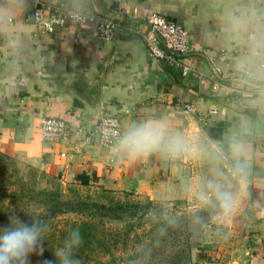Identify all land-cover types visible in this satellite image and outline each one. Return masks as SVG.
I'll return each instance as SVG.
<instances>
[{"label": "crops", "instance_id": "obj_1", "mask_svg": "<svg viewBox=\"0 0 264 264\" xmlns=\"http://www.w3.org/2000/svg\"><path fill=\"white\" fill-rule=\"evenodd\" d=\"M47 14L61 0H45ZM86 12H99L119 25L113 40H100L92 25L67 21L46 32L30 15L32 0L10 23L0 17V151L73 185L101 186L157 200L189 196L199 182L198 159L159 156L119 162L110 148L84 143L72 132L60 142L41 138L45 116L66 118L74 127L93 128L106 111L120 116L122 130L145 117H165L200 145L243 135L251 174L245 188L255 206L257 226L252 263L264 264V107H248L251 90L240 81L237 64L245 55V23L222 32L241 9L264 19V0H67ZM159 13L190 33L188 76L152 57L142 35L145 18ZM13 49L19 51L14 55ZM205 50V52H202ZM24 87L13 94L11 67ZM218 85L215 87L214 85ZM193 103V110L183 104ZM218 113L210 115V110ZM64 153L65 155H61Z\"/></svg>", "mask_w": 264, "mask_h": 264}, {"label": "rangeland", "instance_id": "obj_2", "mask_svg": "<svg viewBox=\"0 0 264 264\" xmlns=\"http://www.w3.org/2000/svg\"><path fill=\"white\" fill-rule=\"evenodd\" d=\"M12 157L0 162V178L6 185L0 187V199L14 201L15 176L8 175L19 171V175L35 177L40 188L60 191L70 201L69 207L78 208L58 218L57 229L45 234L43 253L31 254L29 264H56L53 250L66 236L60 230L74 222H86L92 228L75 250L80 264H253L255 234L260 232L247 192L238 210L226 218L215 209L193 208L190 196L163 201L101 186L73 185L34 172L31 165ZM197 162L200 182L208 167L204 160Z\"/></svg>", "mask_w": 264, "mask_h": 264}, {"label": "clouds", "instance_id": "obj_3", "mask_svg": "<svg viewBox=\"0 0 264 264\" xmlns=\"http://www.w3.org/2000/svg\"><path fill=\"white\" fill-rule=\"evenodd\" d=\"M24 0H0V17L6 23L21 12ZM73 20L82 18V12L71 5L67 9ZM245 23L250 24L246 34L245 55L239 60L237 69L240 81L251 90L248 107L259 110L264 107V19L254 18L249 9H241L221 27L222 32L235 33ZM15 55L19 50L13 49ZM10 85L13 94L24 87L18 78L19 67L10 69ZM105 136L112 139L110 154L119 162L159 156L165 160L201 159L208 167L206 177L193 185L189 182L186 191L190 205L195 209L218 210L224 217H230L240 207L245 188L251 174L248 159V141L243 135H230L223 141L209 142L207 145L195 143L183 131L174 130L165 117H145L132 123L118 133L110 129ZM21 156L17 155L19 161ZM199 220V217H195ZM48 225L33 219L31 225L22 222L15 214L9 217V226L0 228V264H29V256L42 254L43 241ZM82 242L79 228L72 229L62 244L56 247V264H80L75 250ZM46 264H53L47 261Z\"/></svg>", "mask_w": 264, "mask_h": 264}, {"label": "built area", "instance_id": "obj_4", "mask_svg": "<svg viewBox=\"0 0 264 264\" xmlns=\"http://www.w3.org/2000/svg\"><path fill=\"white\" fill-rule=\"evenodd\" d=\"M32 2L33 10L30 18L46 32H53L63 27L67 21H74L80 25H92L96 37L100 40H113L116 36L119 24L105 14L81 10L82 18L73 20L67 11L70 6L67 0H61L55 4L51 8L50 14L46 12L49 6L45 0H32ZM145 24L147 31L142 35V38L148 53L167 66L178 69L183 76H188L192 71L187 58L191 45L189 31L181 24L159 13L148 15L145 18ZM183 108L193 110L195 105L185 103ZM216 113L218 110H210V115ZM39 128L41 138L47 142H60L68 139L72 132H77L83 136L84 143L92 141L102 147L110 148L112 139L105 136V131L110 129L118 133L122 131V124L118 114L105 111L93 128H74L66 118L53 116L42 117ZM61 155L65 154L61 153Z\"/></svg>", "mask_w": 264, "mask_h": 264}, {"label": "trees", "instance_id": "obj_5", "mask_svg": "<svg viewBox=\"0 0 264 264\" xmlns=\"http://www.w3.org/2000/svg\"><path fill=\"white\" fill-rule=\"evenodd\" d=\"M8 159H11V156L0 151V162ZM30 168L34 172L40 171L32 165ZM42 174L48 176L44 172ZM8 176H15L17 190L14 191V201L7 202L0 199V226L9 223L10 215L15 214L22 222L29 225L33 223L34 218L44 222L48 225L49 231L57 229L54 226L61 215L78 210L76 207H69L70 201L63 199L60 191L40 188L35 177L19 175V171H16L15 175L10 174ZM2 178L3 176L0 178V187L6 186ZM20 205L22 206L20 207ZM69 226L70 228L60 230V235L67 236L72 229L79 228L82 240H86L92 231L91 226L86 222H74ZM77 255L80 257V254Z\"/></svg>", "mask_w": 264, "mask_h": 264}]
</instances>
